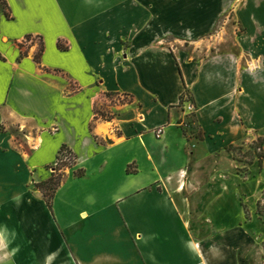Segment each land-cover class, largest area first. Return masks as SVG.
<instances>
[{
	"label": "crops",
	"instance_id": "obj_1",
	"mask_svg": "<svg viewBox=\"0 0 264 264\" xmlns=\"http://www.w3.org/2000/svg\"><path fill=\"white\" fill-rule=\"evenodd\" d=\"M253 139L242 181L226 149ZM254 184L264 0H0V264H243L226 212Z\"/></svg>",
	"mask_w": 264,
	"mask_h": 264
},
{
	"label": "rangeland",
	"instance_id": "obj_2",
	"mask_svg": "<svg viewBox=\"0 0 264 264\" xmlns=\"http://www.w3.org/2000/svg\"><path fill=\"white\" fill-rule=\"evenodd\" d=\"M219 26V25H218ZM24 42V41H23ZM22 42V45H23ZM38 44V42H36ZM28 44V42H24ZM38 50L36 51V55ZM109 102L97 106V110L101 111L105 106L108 108L119 107V104L126 105L128 98L118 95H113L108 97ZM112 113V112H110ZM109 113L103 114V119L109 118ZM191 118L185 121L183 129L188 134L190 132ZM261 143L259 140H252L248 142L247 145H241L236 147H228L226 149L227 153L230 155L232 161L236 164L235 173L245 181L249 179L248 167L256 160L261 161L263 154L261 151ZM62 180V178H60ZM254 194L253 201L247 198L246 195L238 196V203L241 206V211L239 208L228 209L226 212V223L231 221L237 222L239 218V213L242 214V223L247 222V227L250 233L253 235V250L250 254H246L243 257V264H264V189L262 186L258 187L254 184ZM252 221V222H250Z\"/></svg>",
	"mask_w": 264,
	"mask_h": 264
},
{
	"label": "trees",
	"instance_id": "obj_3",
	"mask_svg": "<svg viewBox=\"0 0 264 264\" xmlns=\"http://www.w3.org/2000/svg\"><path fill=\"white\" fill-rule=\"evenodd\" d=\"M4 6V4L2 3V7ZM42 48L40 46L39 48V53L41 52ZM39 53L38 55H36L34 57V60L36 62L39 61ZM96 114L100 115L99 112L96 111ZM70 154L72 155L68 150H66L65 148L60 149V151L58 152L57 156H56V161H61V163L58 164V166H56L54 168V171L51 172L50 177L48 178V180H46L45 182L36 184L35 187L41 192L44 201L46 203V205L48 207L51 206V201H52V197L54 194V191L58 188V186L60 185L61 181L60 178L63 179V175H64V170L71 168L74 164L73 163H67V162H63V158L66 156L65 154ZM72 157L74 158V156L72 155ZM75 160V159H74ZM51 168V167H50ZM76 176L80 177L82 175V172H77L75 174Z\"/></svg>",
	"mask_w": 264,
	"mask_h": 264
},
{
	"label": "built area",
	"instance_id": "obj_4",
	"mask_svg": "<svg viewBox=\"0 0 264 264\" xmlns=\"http://www.w3.org/2000/svg\"><path fill=\"white\" fill-rule=\"evenodd\" d=\"M188 110H192V108L189 107ZM154 134H155V137L159 138V137L161 136V134H162L161 129L156 130ZM65 155H66V156H65V157L63 158V160H62L63 162L73 163V162L75 161L74 158L72 157V155L67 154V153H66ZM59 163H61V161H56V160H55L53 166L50 168V172H53V171H54V168H55L56 166H58Z\"/></svg>",
	"mask_w": 264,
	"mask_h": 264
}]
</instances>
